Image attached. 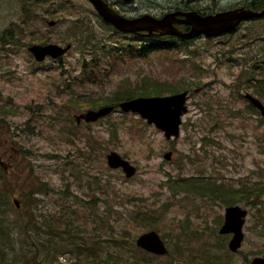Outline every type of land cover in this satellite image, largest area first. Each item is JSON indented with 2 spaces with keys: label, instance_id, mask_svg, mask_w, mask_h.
I'll use <instances>...</instances> for the list:
<instances>
[{
  "label": "rangeland",
  "instance_id": "374dc122",
  "mask_svg": "<svg viewBox=\"0 0 264 264\" xmlns=\"http://www.w3.org/2000/svg\"><path fill=\"white\" fill-rule=\"evenodd\" d=\"M214 1L132 0L128 11L158 14L180 2H214L222 8L244 0ZM22 18L17 0H0V159L6 166L4 193L13 225L10 240H0V264H37L45 255L48 259L41 264H139L135 258L142 256L131 248L126 262L124 247L153 227L172 254L158 256L153 263L175 257L173 264H198L200 254L220 245L217 229L226 199L221 193L201 196L179 190L178 182L179 189L171 188L168 179L179 176H202L214 186L222 182L232 188L254 187V194L246 198H228L241 199L238 203L248 208L244 240L230 257L233 264H244L264 254V121L242 97L244 91L254 92L244 69L251 64L247 58L253 60L264 51V19L243 22L233 33L200 36L188 45L156 49L143 57L136 51L128 55V37L111 35L92 16L55 26L47 20L58 16L45 12L33 21ZM71 30L78 40H105L108 46L117 41L119 58L102 53L106 68L96 81L79 78L73 48L58 61L41 62L27 50L32 42H59ZM258 76L264 77L260 71L251 72L252 81ZM153 79L173 82L174 89L200 87L188 99L177 138L167 140L138 115L118 110L95 122H75V114L112 97L119 86H125L122 92L135 90V83L147 88ZM253 86L264 91V80ZM167 90L169 86L163 92ZM109 150L135 163L137 173L125 178L121 170L109 168ZM167 150L172 151L169 160L163 158ZM22 189L24 195L34 189L48 192L41 195L38 208L58 220L59 235L83 238L86 246H94L96 256L87 260L82 255L77 263L75 248L49 254L51 236L20 226L15 215L28 213L12 210L11 199ZM24 195L23 207L28 201Z\"/></svg>",
  "mask_w": 264,
  "mask_h": 264
},
{
  "label": "water",
  "instance_id": "95a60500",
  "mask_svg": "<svg viewBox=\"0 0 264 264\" xmlns=\"http://www.w3.org/2000/svg\"><path fill=\"white\" fill-rule=\"evenodd\" d=\"M104 16V18L117 27L125 31H136L139 29L158 30L160 33H170L180 36L181 38H188L195 36L201 32L206 35H214L223 31L231 30L235 24L242 18L248 16L261 15L263 11L254 12L252 10L244 9L243 7L218 12L214 15L201 17L195 12H181L172 11L164 14L161 18L153 17L149 14H143L133 19H126L111 9H109L101 0H91ZM183 15L184 18L180 16ZM174 22H185L192 25L191 29L187 32H181L173 26ZM69 48L61 47L57 44L47 45H32L29 49L35 54L37 59H42L45 54L57 56ZM186 92H181L172 96L165 97H139L136 99L126 100L120 103L123 110H137L141 115L147 118L148 122H154L158 127L165 131L167 137L171 134H178V124L180 122V114L186 110L184 106ZM246 96L255 104L264 116V106L261 102L249 94ZM112 109V106H104L97 111L89 110L80 116L86 120H95L98 117L107 114ZM170 153H166L165 157L168 158ZM108 164L111 167L121 166L127 176L135 172V167L127 160L123 159L117 152L111 151L107 155ZM246 211L240 209L238 206H230L226 208L225 221L222 225L220 232L233 231L234 235L229 241V247L236 250L240 245L243 233L241 226L243 223V216ZM136 243L145 248L146 250L163 254L167 251L163 241L159 235L151 230L142 233L136 239ZM249 264H264V258L255 257Z\"/></svg>",
  "mask_w": 264,
  "mask_h": 264
},
{
  "label": "trees",
  "instance_id": "16d2710c",
  "mask_svg": "<svg viewBox=\"0 0 264 264\" xmlns=\"http://www.w3.org/2000/svg\"><path fill=\"white\" fill-rule=\"evenodd\" d=\"M35 1H37L38 3L41 4V3H44V2H48L50 0H35ZM54 1H56V2L59 3V1H57V0H54ZM249 3L255 5L256 4V0H251V1H249ZM260 4L264 5V0L260 1ZM201 6H203V9H205V8H207V9L208 8H211V4L199 5V7H201ZM181 7L182 8H185V7L194 8V7H198V6H195V5H193V6L192 5H190V6L189 5H185L184 6L183 5ZM159 39L160 40L155 41L156 46H170L171 44L174 43V39L173 38L162 37V38H159ZM258 66H259L258 68L262 69V73L264 74V59H262L258 63ZM156 85H158V86H150L149 87V90L150 91L145 90L144 88H140V89L138 88L137 90H134L133 95H137V94H140V93L141 94L159 93L158 91L161 90V88L159 86H161V85H159V84H156ZM257 92L259 94H261V95H264V94L260 93L259 91H257ZM127 96H130V95H127ZM193 187L196 188V189H200L201 191H207V188L206 187L201 188L198 185H193ZM262 191H264V186L262 187ZM34 194H36V192H33L32 191V192L29 193V196H31L32 198H34L36 200V197L34 196ZM29 201H30V204H28V205L30 207H33L32 212H34V208L36 206V202H34L33 199H30ZM33 219L34 218L30 215L29 218H28V220H27L28 225H32V223L34 221ZM57 225H58L57 224V221H56V224H54V223L52 225L51 224H48L49 228H51V231L54 230V229H57L58 228ZM60 239L63 242V247L66 246V245L73 246V244H74L75 246H81L82 248H84V251L77 250V253L78 254H84L87 260H89L90 258L92 259L97 254L96 251L93 250L91 247H87L86 246L85 240L78 242V241H76L74 239H71V238L65 239V238H61L60 237ZM134 250L140 251L137 248H134ZM202 260H203L204 263L228 262V259L223 258L219 254L204 255V256H202Z\"/></svg>",
  "mask_w": 264,
  "mask_h": 264
},
{
  "label": "flooded vegetation",
  "instance_id": "af4514ba",
  "mask_svg": "<svg viewBox=\"0 0 264 264\" xmlns=\"http://www.w3.org/2000/svg\"><path fill=\"white\" fill-rule=\"evenodd\" d=\"M112 3H114V2H118V0H112L111 1ZM122 9V8H121ZM127 9L126 8H124V9H122V11H126Z\"/></svg>",
  "mask_w": 264,
  "mask_h": 264
},
{
  "label": "bare ground",
  "instance_id": "6f19581e",
  "mask_svg": "<svg viewBox=\"0 0 264 264\" xmlns=\"http://www.w3.org/2000/svg\"><path fill=\"white\" fill-rule=\"evenodd\" d=\"M179 1V0H178ZM172 7V6H171ZM138 11V10H137ZM168 91V90H167ZM15 223V222H14ZM18 223V222H17ZM19 235V234H18Z\"/></svg>",
  "mask_w": 264,
  "mask_h": 264
}]
</instances>
